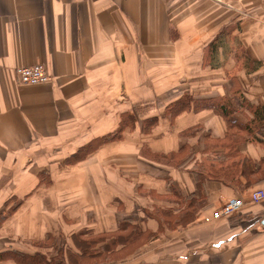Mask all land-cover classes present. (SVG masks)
Returning <instances> with one entry per match:
<instances>
[{
    "label": "crops",
    "instance_id": "1",
    "mask_svg": "<svg viewBox=\"0 0 264 264\" xmlns=\"http://www.w3.org/2000/svg\"><path fill=\"white\" fill-rule=\"evenodd\" d=\"M34 64L51 80L21 85L17 68ZM184 94L229 98L230 118L252 120L264 0H0V255L51 261L76 234L135 228L148 238L107 264H264V200L250 201L264 189V126L249 134L208 108L167 116ZM141 103L153 111L133 131L70 163ZM230 197L244 198L240 212L205 221ZM188 211L187 225L165 224Z\"/></svg>",
    "mask_w": 264,
    "mask_h": 264
},
{
    "label": "trees",
    "instance_id": "2",
    "mask_svg": "<svg viewBox=\"0 0 264 264\" xmlns=\"http://www.w3.org/2000/svg\"><path fill=\"white\" fill-rule=\"evenodd\" d=\"M243 105L252 115V120L248 123H242L239 120L230 118L235 114L236 108L234 107L231 100L226 97L214 101L210 98L194 99L193 96L184 94L180 99L167 106L166 114L167 116L174 118L184 111L208 108L224 115L233 127H238L249 134L260 132L261 128L264 126V105L252 104L249 102H244ZM152 107H154V105L141 103L136 106L135 112L125 111L121 116V121L117 132L88 142L70 158V163H77L78 161L86 159L91 153L110 141L122 139L123 132L128 129L133 131L136 128L137 115L148 114L150 111H153ZM158 123V116H150L144 121L142 130L144 132H149ZM160 157L164 159L167 158V160L171 159L172 161L174 158V156L171 157L170 155ZM196 176L198 178L199 186H203L206 175L203 173L201 174V172H196ZM192 205L193 204H191L189 207ZM190 214H193V212L188 211V213H186L181 218L167 214L168 217H165L164 222L168 228H173L175 225L185 226L191 221ZM161 223V229L164 230V223ZM156 236H158V234ZM152 237H154V234H152ZM147 238L148 237H143L142 232L140 230H136L135 228L130 229L129 231H123L120 229L114 233L101 234L94 237H83L79 234H76L74 236V245L76 250L72 247H64L59 251L60 254L58 257L52 258L51 261H48L46 255L42 254L41 252H37L35 254H26L14 250L2 253L0 255V259H13L17 264H66V262H68V264H107L113 261L120 262L127 259L140 247L139 245L142 240ZM63 250H66L67 257L64 256L65 252L63 253Z\"/></svg>",
    "mask_w": 264,
    "mask_h": 264
},
{
    "label": "built area",
    "instance_id": "3",
    "mask_svg": "<svg viewBox=\"0 0 264 264\" xmlns=\"http://www.w3.org/2000/svg\"><path fill=\"white\" fill-rule=\"evenodd\" d=\"M17 75L21 85H40L48 83L51 75L43 64L24 65L17 68ZM264 200V189H256L252 192L250 201L260 202ZM245 205L242 197H230L219 208H216L211 215L205 217V221L218 220L222 217H229L240 212Z\"/></svg>",
    "mask_w": 264,
    "mask_h": 264
},
{
    "label": "rangeland",
    "instance_id": "4",
    "mask_svg": "<svg viewBox=\"0 0 264 264\" xmlns=\"http://www.w3.org/2000/svg\"><path fill=\"white\" fill-rule=\"evenodd\" d=\"M161 110H162V109L160 108L159 111L157 112V113H159L160 115H162Z\"/></svg>",
    "mask_w": 264,
    "mask_h": 264
}]
</instances>
